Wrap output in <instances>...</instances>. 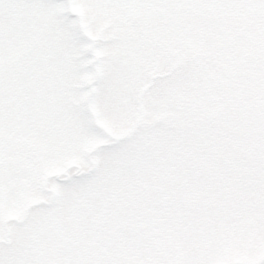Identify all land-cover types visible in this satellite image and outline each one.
Segmentation results:
<instances>
[{
  "label": "rangeland",
  "instance_id": "374dc122",
  "mask_svg": "<svg viewBox=\"0 0 264 264\" xmlns=\"http://www.w3.org/2000/svg\"><path fill=\"white\" fill-rule=\"evenodd\" d=\"M0 264H264V0H0Z\"/></svg>",
  "mask_w": 264,
  "mask_h": 264
},
{
  "label": "flooded vegetation",
  "instance_id": "af4514ba",
  "mask_svg": "<svg viewBox=\"0 0 264 264\" xmlns=\"http://www.w3.org/2000/svg\"><path fill=\"white\" fill-rule=\"evenodd\" d=\"M220 60H221V59H220V57H219L217 61H220ZM217 61H216L215 63H217ZM219 63H220V62H219ZM225 64H228V60H227V59L225 60ZM217 71H219L218 68H217ZM210 82H211L210 87H208L207 90L204 91V98H205V99H208L209 103H210L211 105H213L214 102H215V98H212L208 93L210 92V90H211L212 88H214L213 86H214L215 84L212 83V80H210ZM215 86H216V85H215ZM222 89H223L222 86H218V87L215 88V90H217L219 93L221 92Z\"/></svg>",
  "mask_w": 264,
  "mask_h": 264
}]
</instances>
